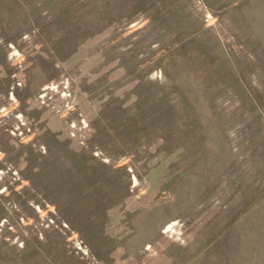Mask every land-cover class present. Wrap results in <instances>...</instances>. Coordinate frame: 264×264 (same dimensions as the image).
<instances>
[{
	"label": "rangeland",
	"instance_id": "obj_1",
	"mask_svg": "<svg viewBox=\"0 0 264 264\" xmlns=\"http://www.w3.org/2000/svg\"><path fill=\"white\" fill-rule=\"evenodd\" d=\"M0 264H264V0H0Z\"/></svg>",
	"mask_w": 264,
	"mask_h": 264
}]
</instances>
